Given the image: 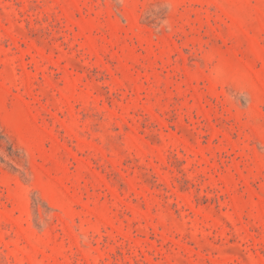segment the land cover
Segmentation results:
<instances>
[{
	"label": "rangeland",
	"instance_id": "374dc122",
	"mask_svg": "<svg viewBox=\"0 0 264 264\" xmlns=\"http://www.w3.org/2000/svg\"><path fill=\"white\" fill-rule=\"evenodd\" d=\"M0 264H264V0H0Z\"/></svg>",
	"mask_w": 264,
	"mask_h": 264
}]
</instances>
